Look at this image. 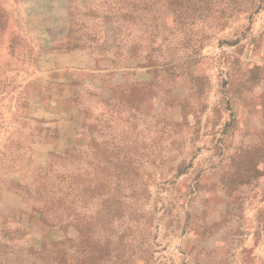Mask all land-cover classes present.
Instances as JSON below:
<instances>
[{"label": "rangeland", "instance_id": "374dc122", "mask_svg": "<svg viewBox=\"0 0 264 264\" xmlns=\"http://www.w3.org/2000/svg\"><path fill=\"white\" fill-rule=\"evenodd\" d=\"M0 264H264V0H0Z\"/></svg>", "mask_w": 264, "mask_h": 264}]
</instances>
